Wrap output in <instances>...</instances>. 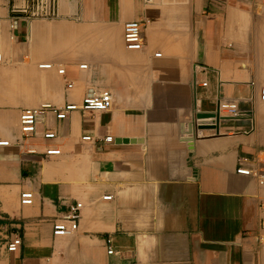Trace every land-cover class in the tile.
I'll use <instances>...</instances> for the list:
<instances>
[{
    "label": "crops",
    "instance_id": "1",
    "mask_svg": "<svg viewBox=\"0 0 264 264\" xmlns=\"http://www.w3.org/2000/svg\"><path fill=\"white\" fill-rule=\"evenodd\" d=\"M257 1L57 0L53 18L26 20L12 13L24 0H0V64L11 65L0 80L34 82L28 98L15 90L0 102V264H264V185L237 172L264 177ZM128 21L143 22L140 50L124 48ZM103 91L109 111L48 113L21 137L22 109ZM218 97L242 115L218 119ZM75 203L76 232L53 236Z\"/></svg>",
    "mask_w": 264,
    "mask_h": 264
},
{
    "label": "built area",
    "instance_id": "2",
    "mask_svg": "<svg viewBox=\"0 0 264 264\" xmlns=\"http://www.w3.org/2000/svg\"><path fill=\"white\" fill-rule=\"evenodd\" d=\"M258 5L264 9V0H258ZM56 3L57 0H24V4L20 7L12 9V13L19 15L26 20L33 19H49L56 15ZM15 26V23L12 27ZM142 28L143 22L128 21L122 26V41L124 48L129 51H137L142 49ZM40 69H54L55 66L51 63L41 64ZM86 66H80V69H85ZM56 73L59 76L64 75L63 68H56ZM202 86H206L205 83ZM72 84H67V89H71ZM259 100L264 102V86L259 89ZM113 99L108 91H103L98 94L89 93L85 95L80 104H65L61 107H55L50 103H45L37 108H24L20 111L18 117V127L21 137L26 138L35 134L38 119L45 114L52 113L57 120H65L69 113L74 111L82 112H107L111 109ZM216 115L218 119L226 118H238L242 113L238 109V105L235 101H231L225 98L218 97L216 101ZM53 132H46L43 134L45 139L54 138ZM83 141H91V137L86 136L82 138ZM104 142H111V138L107 137ZM8 141L1 140L0 146H7ZM59 150H47L46 156H57ZM264 162V154L261 158ZM237 172L241 175L252 176L257 180L259 186L264 185V177L260 176L257 171L251 169L241 168ZM104 200H111V196L104 197ZM19 201L22 206H30L33 202V194L31 192H22L19 196ZM82 208L81 203H75L68 207V210L56 221L52 226V235L55 237H65L73 235L78 226V220L80 218V210ZM259 211L264 213V202L259 203ZM260 234L258 236L259 243L264 244V218L260 222ZM111 241L107 240V255H113L114 250L110 245ZM21 245L20 238H14L8 245L7 250L9 252H15Z\"/></svg>",
    "mask_w": 264,
    "mask_h": 264
},
{
    "label": "rangeland",
    "instance_id": "3",
    "mask_svg": "<svg viewBox=\"0 0 264 264\" xmlns=\"http://www.w3.org/2000/svg\"><path fill=\"white\" fill-rule=\"evenodd\" d=\"M260 8L261 7H258L259 10H261ZM5 56H6L5 53L2 54L0 52V57L3 59V62L4 61L6 62V60H4ZM2 66H3V68L6 69L8 66H11V65H6L5 63H2V64H0V67H2ZM13 83H14L13 86L15 89L14 88L9 89L8 93L11 94V96H9V97L7 96V98H11L13 95V92L15 90L19 91V95L21 94L20 98H28V95L31 94L30 91H31V88H33L34 82H32V81L29 82L27 80H24V81L23 80H15V81H13ZM15 98H17V97H15Z\"/></svg>",
    "mask_w": 264,
    "mask_h": 264
},
{
    "label": "bare ground",
    "instance_id": "4",
    "mask_svg": "<svg viewBox=\"0 0 264 264\" xmlns=\"http://www.w3.org/2000/svg\"><path fill=\"white\" fill-rule=\"evenodd\" d=\"M13 84H14L13 81L8 80L7 77L4 78L3 80H0V102L6 103V101H9L7 96L9 97V96H11V94H8V92L6 90L10 89V88L13 89L14 88ZM6 94H8V95H6Z\"/></svg>",
    "mask_w": 264,
    "mask_h": 264
}]
</instances>
